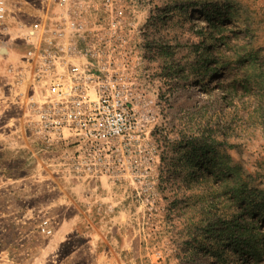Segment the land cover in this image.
<instances>
[{
  "label": "rangeland",
  "instance_id": "1",
  "mask_svg": "<svg viewBox=\"0 0 264 264\" xmlns=\"http://www.w3.org/2000/svg\"><path fill=\"white\" fill-rule=\"evenodd\" d=\"M124 6L145 61L116 182L74 175L0 60V264H264V0Z\"/></svg>",
  "mask_w": 264,
  "mask_h": 264
},
{
  "label": "built area",
  "instance_id": "2",
  "mask_svg": "<svg viewBox=\"0 0 264 264\" xmlns=\"http://www.w3.org/2000/svg\"><path fill=\"white\" fill-rule=\"evenodd\" d=\"M124 7V0H54L23 31L20 55L30 81L25 101L34 104L45 143L71 148L67 163L77 177L122 179L119 141L137 125L129 101L145 58L131 40ZM6 8L0 0L1 22ZM97 12L109 20L92 16ZM41 230L51 232L47 220Z\"/></svg>",
  "mask_w": 264,
  "mask_h": 264
},
{
  "label": "crops",
  "instance_id": "3",
  "mask_svg": "<svg viewBox=\"0 0 264 264\" xmlns=\"http://www.w3.org/2000/svg\"><path fill=\"white\" fill-rule=\"evenodd\" d=\"M3 1L7 7V12L13 13L12 17H9L8 15L6 21H0V34L8 36L7 40L1 39L0 37V60L6 61L11 57V52L17 51L18 54H20V52H22V50L26 47V43H24L22 39L23 31L29 28L31 22L41 19L49 6V2H52L54 0ZM27 8L28 10H26ZM29 8H33V12L35 14L28 13ZM12 40H19L20 43H22L21 45L17 46V50L13 49V47L11 46L13 43ZM103 179L101 180V183L107 184V182H105V179ZM110 185L112 186L113 183H110Z\"/></svg>",
  "mask_w": 264,
  "mask_h": 264
},
{
  "label": "trees",
  "instance_id": "4",
  "mask_svg": "<svg viewBox=\"0 0 264 264\" xmlns=\"http://www.w3.org/2000/svg\"><path fill=\"white\" fill-rule=\"evenodd\" d=\"M200 165V164H199Z\"/></svg>",
  "mask_w": 264,
  "mask_h": 264
}]
</instances>
